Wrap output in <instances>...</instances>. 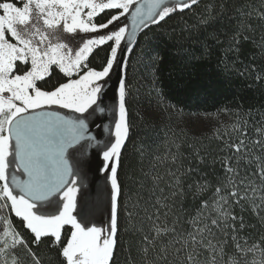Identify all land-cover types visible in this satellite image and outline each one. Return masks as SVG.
Returning a JSON list of instances; mask_svg holds the SVG:
<instances>
[{
  "label": "snow or ice",
  "instance_id": "6c2138e0",
  "mask_svg": "<svg viewBox=\"0 0 264 264\" xmlns=\"http://www.w3.org/2000/svg\"><path fill=\"white\" fill-rule=\"evenodd\" d=\"M248 44L264 57V0H0V264H264L252 223L264 225V126L234 125L220 174L203 183L170 153L167 193L154 177L160 196L143 208L130 207L137 181L126 171L135 49L151 70L167 55L181 78L204 62L264 84ZM92 154L104 185L89 206ZM188 195L196 211L181 217L175 204Z\"/></svg>",
  "mask_w": 264,
  "mask_h": 264
},
{
  "label": "trees",
  "instance_id": "16d2710c",
  "mask_svg": "<svg viewBox=\"0 0 264 264\" xmlns=\"http://www.w3.org/2000/svg\"><path fill=\"white\" fill-rule=\"evenodd\" d=\"M141 53L142 49H135L129 63L128 74L136 94L130 113L131 140L127 145V164L131 167L126 171L137 181L133 184L129 180L130 207H135L139 201V207L143 208L146 202H155L160 196L159 191H154V177L163 178L159 188L167 193L165 185L169 183V177L166 173L172 163L170 153L179 157L177 165L183 164L181 171L194 167L198 175L193 174L190 182L203 183L200 176L220 174V157L227 154V142L234 141L238 135L233 126L247 121L250 134L254 125L264 126V84L229 76L214 64L204 62H194L187 69L192 75L185 73V78H181L179 73L172 74L168 65L171 56L166 55L165 61L151 70L145 67ZM245 53L249 57L255 56L258 69L264 68V57L251 44L245 45ZM209 78L217 81L215 89L197 94ZM157 91L162 95L158 96ZM173 105L175 107L171 108ZM195 150L202 156L208 154L204 164L198 163V157L193 159ZM209 179L212 176L209 175ZM175 210L181 217L195 213L191 195L177 200ZM245 216L247 218L248 214ZM139 219H142V213L139 218L129 221L128 231L123 236L125 246L129 241L135 242L132 229L139 226ZM252 223L264 235V225L256 223L255 218Z\"/></svg>",
  "mask_w": 264,
  "mask_h": 264
},
{
  "label": "rangeland",
  "instance_id": "374dc122",
  "mask_svg": "<svg viewBox=\"0 0 264 264\" xmlns=\"http://www.w3.org/2000/svg\"><path fill=\"white\" fill-rule=\"evenodd\" d=\"M129 29L131 30V24L129 25ZM115 79L116 76L113 75L112 80L115 81ZM107 122L108 121H105V123ZM95 131L97 132L98 129L95 128ZM89 158L92 161V170L89 172V178L93 181V183H89L86 187L81 189V197L89 206H94L100 194V189H102L104 185V173L102 171H96V169L100 166L102 157L92 154ZM98 182L99 184L96 186V183ZM95 215L100 222H105L107 220V213L104 212L102 208L96 209Z\"/></svg>",
  "mask_w": 264,
  "mask_h": 264
},
{
  "label": "flooded vegetation",
  "instance_id": "af4514ba",
  "mask_svg": "<svg viewBox=\"0 0 264 264\" xmlns=\"http://www.w3.org/2000/svg\"><path fill=\"white\" fill-rule=\"evenodd\" d=\"M92 132H93L94 134L96 133L95 128H92ZM96 184H97L96 186H98L99 183H96Z\"/></svg>",
  "mask_w": 264,
  "mask_h": 264
},
{
  "label": "bare ground",
  "instance_id": "6f19581e",
  "mask_svg": "<svg viewBox=\"0 0 264 264\" xmlns=\"http://www.w3.org/2000/svg\"><path fill=\"white\" fill-rule=\"evenodd\" d=\"M99 183V182H98Z\"/></svg>",
  "mask_w": 264,
  "mask_h": 264
}]
</instances>
